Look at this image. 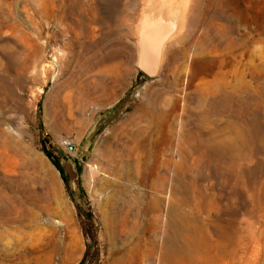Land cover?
Segmentation results:
<instances>
[{
	"label": "rangeland",
	"instance_id": "1",
	"mask_svg": "<svg viewBox=\"0 0 264 264\" xmlns=\"http://www.w3.org/2000/svg\"><path fill=\"white\" fill-rule=\"evenodd\" d=\"M135 1L0 0V264H160L169 239L176 264H264V0H197L150 76L132 32L171 4ZM137 126L163 163L159 217L141 210L149 175L139 206L111 196Z\"/></svg>",
	"mask_w": 264,
	"mask_h": 264
},
{
	"label": "bare ground",
	"instance_id": "2",
	"mask_svg": "<svg viewBox=\"0 0 264 264\" xmlns=\"http://www.w3.org/2000/svg\"><path fill=\"white\" fill-rule=\"evenodd\" d=\"M147 1L148 0H146V2ZM172 1L174 0H169V4L172 5L173 4ZM144 2L145 1H143L142 4H144ZM159 2L160 4L163 3V1H159ZM196 2L197 0H180L179 5L174 4L173 5L174 7H172L171 5H167L168 8L165 9L164 12L160 11L161 8L157 10L151 7L150 9H148L149 11H146L145 15L139 18V21L137 23L138 27L136 28V33L135 31L132 32L131 40L134 42L137 48V60H136L137 64H139V66L143 70L149 73H153V72L159 73L161 71L163 61L166 56V50L173 43L178 42L180 39H182L187 33V29L190 26L191 19L195 12ZM170 19H174V20H170ZM144 122L146 124V127H148L149 125H153L155 123V119L148 116L145 117ZM123 137H125L124 139H126V143L125 144L122 143L124 145L121 149V153L119 154L117 152L119 154V156L117 157L119 166L116 167V173H117L116 181L112 183V185H114L116 189L112 191L111 196H113L114 198L117 196H123L124 199L127 198V200L125 199L126 205L124 204L125 209L130 208L131 206L133 207L139 206L140 199L142 197L141 195L138 194V191L131 189L132 182L137 181L140 186H145L147 182V175H149L150 183L148 184V190L146 192L149 201L146 204H144L141 210L145 213L154 214L155 217H159L163 207V194H164L163 186L161 184H157V182L155 184V180L162 176L160 173V169L163 163H161V161L158 160L160 152L154 148L152 149L150 148V146L148 145V141L146 140V132L138 126H137V132L128 131L125 135H123ZM92 155L93 156L100 155L99 146H96ZM172 157L173 154L171 153L168 156L167 164L164 166H166V169L170 171L171 175H174L176 166L175 163L172 161ZM82 177H83L82 179L83 185H86L87 179L85 173H83ZM175 211H176V204L171 203L167 208L168 217L173 215ZM119 220H120L119 215L115 213L105 218L102 226L103 227V231L101 233L102 238L107 237V239L109 238V242L112 241V238L115 235L114 231L116 230L111 231L110 232L111 234L108 231H110L111 228L114 227V222L116 223V221ZM153 221L157 222V218H153ZM171 240L172 239H169L167 241L164 240L165 242L163 241L164 243L160 246L158 263L176 264L174 261L175 259L173 257L177 256L179 250L178 247L173 245L174 240L173 241ZM109 249L108 250L111 253L113 249L111 244H109ZM115 262L116 260L113 258V253H112V257L106 258L102 262V264H115Z\"/></svg>",
	"mask_w": 264,
	"mask_h": 264
},
{
	"label": "trees",
	"instance_id": "3",
	"mask_svg": "<svg viewBox=\"0 0 264 264\" xmlns=\"http://www.w3.org/2000/svg\"><path fill=\"white\" fill-rule=\"evenodd\" d=\"M43 145H44V144H43ZM43 150H44L46 156L51 160V162L53 163V165L55 166V168L59 171V173H60V175H61L63 181H65V179H64V177H63V172H62V169H61L59 163H58V162H57V161L51 156L50 153H48L47 151H45L44 147H43ZM77 186L79 187V182H78V181H77ZM79 191L81 192L80 187H79ZM86 257H87V252L84 254V256H83V258H82L80 264H83V263H84Z\"/></svg>",
	"mask_w": 264,
	"mask_h": 264
},
{
	"label": "built area",
	"instance_id": "4",
	"mask_svg": "<svg viewBox=\"0 0 264 264\" xmlns=\"http://www.w3.org/2000/svg\"><path fill=\"white\" fill-rule=\"evenodd\" d=\"M61 146L69 153L71 154L74 151V145L69 140L64 139L61 142Z\"/></svg>",
	"mask_w": 264,
	"mask_h": 264
},
{
	"label": "water",
	"instance_id": "5",
	"mask_svg": "<svg viewBox=\"0 0 264 264\" xmlns=\"http://www.w3.org/2000/svg\"><path fill=\"white\" fill-rule=\"evenodd\" d=\"M137 66H138L139 70H141L145 75L150 76V75H154V74L156 73V72L149 73V72L143 70V69L139 66V64H137ZM58 173H59V171H58ZM59 174H60V173H59Z\"/></svg>",
	"mask_w": 264,
	"mask_h": 264
}]
</instances>
